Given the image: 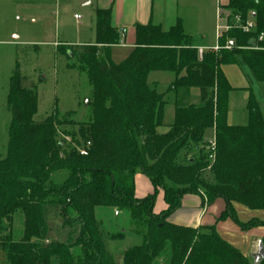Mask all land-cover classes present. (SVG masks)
I'll return each instance as SVG.
<instances>
[{"label":"trees","instance_id":"trees-1","mask_svg":"<svg viewBox=\"0 0 264 264\" xmlns=\"http://www.w3.org/2000/svg\"><path fill=\"white\" fill-rule=\"evenodd\" d=\"M224 8L229 11L228 29L218 44L232 39L230 48L206 50L198 58L179 20L166 31L158 24L135 23L134 47L118 62L112 60L110 46L123 38L110 23V8H97L94 42L75 45L73 52L77 69L92 87L87 120L79 123L56 108L36 121V90L15 62L7 96L6 154L0 158V231H7L0 250L6 264H117L95 216L99 206L126 210L142 226L141 243L123 251L121 264H153L166 245L167 264H252L214 224L191 227L168 219L189 193L199 195L203 205L222 198L225 206L218 220L229 217L242 229L264 224L257 217L240 220L234 206L264 210V118L250 92L247 123L228 124L232 87L220 70L221 64L242 61L255 80L264 82V0H228ZM235 15L241 22L253 21V28H238ZM151 71L174 74L167 88L174 95V114L167 126L162 123L165 93L148 85ZM192 87L199 91L197 104L189 102ZM210 128L212 152L203 139ZM59 134L70 135L76 145L89 142L86 155ZM199 143V156L181 161ZM206 148L207 154L202 153ZM59 170L68 175L58 185L50 177ZM137 172L152 186L142 197L134 193ZM158 190L165 207L155 212ZM54 211L63 224L77 227V233L67 241L43 243L48 215ZM14 219L20 220L18 235ZM123 236L119 231L110 238ZM260 241L264 246V235ZM257 264H264V257Z\"/></svg>","mask_w":264,"mask_h":264},{"label":"rangeland","instance_id":"rangeland-1","mask_svg":"<svg viewBox=\"0 0 264 264\" xmlns=\"http://www.w3.org/2000/svg\"><path fill=\"white\" fill-rule=\"evenodd\" d=\"M16 1L12 2L8 14L0 16V158L6 154L7 127L10 121L7 96L10 77L16 61H18L20 72L26 77L28 85H33L37 93L38 107L34 115L36 121L45 118L55 108L59 115L69 113L68 118L76 123L85 121L89 114L87 103H89L92 94V87L86 74L77 69V63L73 58L75 45H65L66 43L78 44L88 35L89 21L94 20V15L89 12L88 6H81L77 0H72L66 3L67 5H65L64 0H60L55 6V0H52V6L47 4L45 9L42 8V11L31 1L15 3ZM74 14L79 15V17H74ZM222 14L226 18L229 11L224 10ZM227 29L228 27L225 31ZM238 67L244 76L243 78L247 80L262 103L261 108L264 114V82L255 80L250 69L242 61H239ZM159 84L160 86L164 85V88L167 86L164 78L160 79ZM238 93L231 97V106L235 108H238L242 101L241 93ZM169 116L168 114L166 118L168 119ZM65 128L76 130L77 126H66ZM68 137L70 138V135ZM207 151L206 148L202 153L207 154ZM198 152L186 150L181 161L184 162L187 157H198ZM67 175V170H59L52 173L50 180L59 185L66 179ZM204 176L207 179L210 178L208 172H204ZM220 200V202L212 204L206 214L217 215L216 220L222 236L219 235L242 251H248L255 243L257 245V242L264 235V224L242 229L229 217L218 220L221 211L224 209V207L223 209L220 207L224 200L222 198ZM154 203L156 204V198ZM235 209L240 220H247L242 218L244 213L239 207L235 206ZM247 210L252 213V217L263 218L262 220H264V215H260V210L248 208ZM107 211H110V208L96 207L95 216L102 218L100 225L104 238L109 239L112 233H117L121 229L124 230V238L105 240L115 261L119 262L122 251L136 243L138 238L135 233L136 225L126 210H122L116 218ZM198 211L196 209L179 211L175 217L180 223L192 222L196 219ZM55 213L56 211L48 215V232L43 243L52 240L67 241L69 236L75 237L77 233V227L71 228L63 224ZM12 228L18 235L19 219L13 220ZM141 229L142 226L138 227L139 231ZM6 234L7 231H0V239ZM168 258L169 246L166 245L164 251L155 259L154 264H167ZM0 264H6L5 256L1 250Z\"/></svg>","mask_w":264,"mask_h":264},{"label":"crops","instance_id":"crops-1","mask_svg":"<svg viewBox=\"0 0 264 264\" xmlns=\"http://www.w3.org/2000/svg\"><path fill=\"white\" fill-rule=\"evenodd\" d=\"M14 0H0V16L6 15L10 12L12 2ZM16 1V0H15ZM27 0H18L15 3L25 2ZM35 4L37 7L44 8L48 4L52 6V0H28ZM72 0H64L66 3ZM81 6H88L89 12L94 16L93 21H89V33L84 39L80 40L78 44L66 43L65 45H81L93 43L95 40V11L97 8H110V23L115 27L119 33L121 29H125L123 34L120 33L123 40L119 44L110 46V55L113 61L118 62L129 54V52L134 47L135 42V31L134 24H147L153 23L160 25L161 29L168 30L177 20H179L182 31L190 37L191 43L195 47H213L218 43V37L225 31L228 27L227 17H223V11L226 10L224 6L227 4L228 0H77ZM60 2V0H55V6ZM43 11V10H42ZM228 12V10H226ZM77 14H74V16ZM77 18V17H76ZM84 36V35H83ZM220 70L228 81L232 90L228 94V112H227V122L228 124H246L248 120V112L246 109V102L251 92L259 105L262 112V103L258 99L256 93L252 87L248 84L247 80L243 78V74L238 67V64H221ZM240 72H239V71ZM168 73L169 75H164ZM166 82V88L162 85L160 86L159 81L163 79ZM174 79V74L169 71H151L147 76V83L149 86L154 87L158 92L165 93V105L163 108V118L162 123L164 126L169 125L173 120L174 114V95L167 91V88L171 81ZM164 89V90H163ZM241 93L242 101L238 108L231 106V97L233 95ZM199 101V91L196 87L190 89L189 102L197 104ZM170 115L167 119V115ZM263 118L264 114L262 112ZM165 130V127L160 128V131ZM214 137V131L212 128L207 129L204 133V140H212ZM201 144L192 146L190 150L192 152H198ZM194 154V153H193ZM134 193L137 197H142L152 191V186L148 178L140 172H137L134 176ZM221 198H217L213 203L209 205H203L202 199L197 194H185L182 198L181 206L176 211H174L168 219L176 224L186 225L191 227H198L202 225L214 224L217 232L222 236L219 228L218 221L216 220V214L209 213L208 209L215 202H220ZM220 200V201H219ZM221 205V204H220ZM235 206L239 207L244 213V219L252 217V213L247 210V208L239 203H235ZM100 207V206H99ZM165 207L162 192L158 190L156 194V204L154 203L153 210L155 212L161 211ZM220 207H224L223 205ZM110 208L109 214L112 217H118L122 211H117L115 208ZM199 210L196 219L192 222H178L175 215L179 211H189V210ZM221 209V210H222ZM260 215H264V210H260ZM129 214V213H128ZM97 218V217H96ZM101 217L97 218L99 224L101 223ZM263 219V218H260ZM101 228V225H100ZM102 230V229H101ZM142 230V229H141ZM138 227L136 226V235L138 238L136 244H140L142 241V236ZM121 231L124 230L121 229ZM124 238V236H123ZM107 238H104V244L106 245ZM107 240H115L109 237ZM260 241V240H259ZM258 241V242H259ZM257 242V245H258ZM131 245V246H133ZM256 243L248 251H242V253L248 257H251L257 250ZM130 246V247H131ZM129 248V247H128ZM127 249V248H126ZM124 249V250H126ZM123 250V251H124ZM122 251V253H123ZM110 252V251H109ZM122 253L120 255L119 262L122 263ZM155 261L153 262V264Z\"/></svg>","mask_w":264,"mask_h":264},{"label":"built area","instance_id":"built-area-1","mask_svg":"<svg viewBox=\"0 0 264 264\" xmlns=\"http://www.w3.org/2000/svg\"><path fill=\"white\" fill-rule=\"evenodd\" d=\"M74 17H79V15H75ZM234 24L238 27L241 28L243 31L247 32L249 30H251L254 26L253 21L251 20H247L245 22H241L239 16L235 15L234 16ZM125 32V29H121L120 33L123 34ZM259 38H261V35L259 36ZM233 45V40L232 39H227L226 42L224 43V45L220 46L218 43L213 46V47H197V53H198V58H201L202 54L204 51L206 50H211V51H218L220 49V47H224V48H230ZM61 138L64 139L66 142H69L71 144H73L71 142V139L68 137V135H63L61 134ZM209 144L207 146L208 150L210 152L213 151L214 149V142L213 139L208 141ZM73 146L76 148V150L78 151V153L80 155H86L87 153V147L89 146V142H86L84 145H76L73 144Z\"/></svg>","mask_w":264,"mask_h":264},{"label":"water","instance_id":"water-1","mask_svg":"<svg viewBox=\"0 0 264 264\" xmlns=\"http://www.w3.org/2000/svg\"><path fill=\"white\" fill-rule=\"evenodd\" d=\"M264 257V246L261 241L258 242L257 250L251 255L252 264H257Z\"/></svg>","mask_w":264,"mask_h":264}]
</instances>
